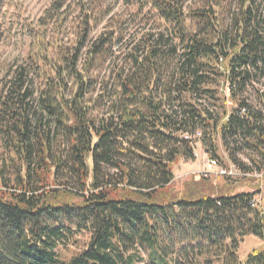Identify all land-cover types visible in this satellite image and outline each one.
I'll return each mask as SVG.
<instances>
[{"label": "trees", "instance_id": "obj_1", "mask_svg": "<svg viewBox=\"0 0 264 264\" xmlns=\"http://www.w3.org/2000/svg\"><path fill=\"white\" fill-rule=\"evenodd\" d=\"M122 1L124 20L55 0L52 34L22 29L0 79V264H264V245L239 255L264 240V0ZM198 133L240 175L179 183Z\"/></svg>", "mask_w": 264, "mask_h": 264}, {"label": "rangeland", "instance_id": "obj_2", "mask_svg": "<svg viewBox=\"0 0 264 264\" xmlns=\"http://www.w3.org/2000/svg\"><path fill=\"white\" fill-rule=\"evenodd\" d=\"M54 1L55 0H6L4 8L6 17L5 19L2 18L3 20L1 29L3 30V35L0 37V79L11 64L24 61L27 52H29L27 45L25 46L22 43V29L24 30V27L27 26L30 28V26H32L37 30H46L47 33L52 34V28H54L53 22H49L50 25L45 28V30L44 27L39 26V23L41 22V19H44L46 12L49 10ZM68 1L69 3L71 2V0ZM103 3L107 6L108 10L111 9L109 11L110 16H115L120 20H124L129 16L130 6H126L122 0H118L117 2L115 0H103ZM74 6L75 5H73V7ZM75 15H78L77 11L75 12ZM66 24L69 25V21H67ZM104 24L105 22L100 25V28ZM70 37L72 38L73 36ZM262 89H264V87H262ZM221 154L225 160L226 165L229 166V168H225L235 171V166L230 163L225 152L221 151ZM241 156L244 160H248L244 155ZM211 159L212 158L203 149L200 137L199 135H197L195 139V159H181L178 162L174 170L176 180L181 183L184 179L193 174L218 176V165H212L210 163ZM236 173L237 174H235L234 176L240 175L239 172ZM255 176L261 178L262 173H257ZM254 183H257V181L245 182L243 189L250 190V187L255 185ZM255 199L258 206L264 207V179L260 182V192L256 195ZM80 239H84V237H81ZM85 239H87V236L85 237ZM263 245L264 240L255 236L247 237L243 240L240 246L239 255L240 257L245 258L253 249L263 247ZM75 247L76 246L72 245L68 248V250H63L62 253H67L68 256H70L74 253L73 251Z\"/></svg>", "mask_w": 264, "mask_h": 264}, {"label": "built area", "instance_id": "obj_3", "mask_svg": "<svg viewBox=\"0 0 264 264\" xmlns=\"http://www.w3.org/2000/svg\"><path fill=\"white\" fill-rule=\"evenodd\" d=\"M197 135H201V133H198ZM196 135V136H197ZM196 136H190V135H186L185 137L186 138H196ZM210 163L212 164V165H215V166H217L218 167V173L217 174H219V175H235V174H237L236 172H239V170L237 169V168H234V170L235 171H233L232 169H227V168H225V167H221V165L219 166V164H218V161L217 160H214V159H211L210 160ZM240 173V172H239Z\"/></svg>", "mask_w": 264, "mask_h": 264}]
</instances>
